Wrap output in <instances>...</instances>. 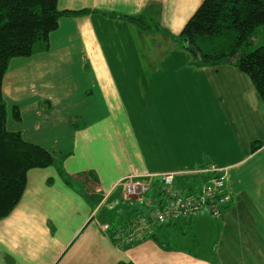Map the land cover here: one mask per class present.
Returning a JSON list of instances; mask_svg holds the SVG:
<instances>
[{
    "label": "crops",
    "instance_id": "0c3cea01",
    "mask_svg": "<svg viewBox=\"0 0 264 264\" xmlns=\"http://www.w3.org/2000/svg\"><path fill=\"white\" fill-rule=\"evenodd\" d=\"M203 1L58 0L89 13L62 17L46 50L10 61L7 130L55 163L27 173L0 220V264H264V102L245 74L199 68L174 41ZM212 165L227 169L219 217L125 242L126 224L164 196L153 178L142 200L126 201L121 180L176 173L174 188L192 196L212 177L195 172Z\"/></svg>",
    "mask_w": 264,
    "mask_h": 264
},
{
    "label": "trees",
    "instance_id": "16d2710c",
    "mask_svg": "<svg viewBox=\"0 0 264 264\" xmlns=\"http://www.w3.org/2000/svg\"><path fill=\"white\" fill-rule=\"evenodd\" d=\"M57 2L0 0V220L20 202L27 173L55 163L45 149L7 130L2 83L13 58L30 57L37 49L48 48L49 36L62 17L89 13L60 11ZM127 21L144 30L152 28L140 17ZM259 28L264 29V0H204L174 41L193 54L199 68L226 64L245 74L264 102V47L250 50ZM13 113L18 119V112L14 109ZM215 242L213 237V246Z\"/></svg>",
    "mask_w": 264,
    "mask_h": 264
},
{
    "label": "built area",
    "instance_id": "2783aa9c",
    "mask_svg": "<svg viewBox=\"0 0 264 264\" xmlns=\"http://www.w3.org/2000/svg\"><path fill=\"white\" fill-rule=\"evenodd\" d=\"M195 174H211L212 177L202 185L196 195L192 196H183L174 188L176 173H150L142 177L129 175L121 180L119 186L126 201L142 200L150 192L153 178H158L161 182L164 196L162 206L150 211L146 216H138L129 221L128 228L123 233L125 242L143 238L145 233L151 231L152 225H174L206 213L214 218L219 217L221 207L226 206L231 200L227 191V169L212 165Z\"/></svg>",
    "mask_w": 264,
    "mask_h": 264
},
{
    "label": "rangeland",
    "instance_id": "374dc122",
    "mask_svg": "<svg viewBox=\"0 0 264 264\" xmlns=\"http://www.w3.org/2000/svg\"><path fill=\"white\" fill-rule=\"evenodd\" d=\"M260 47H264V29L259 28L254 35L253 41H252V46L250 47V50H254ZM212 217V216H211ZM214 218V217H213ZM128 227V224H126Z\"/></svg>",
    "mask_w": 264,
    "mask_h": 264
}]
</instances>
